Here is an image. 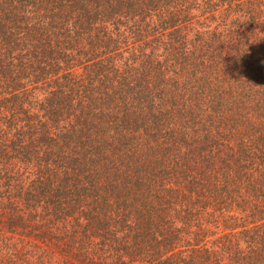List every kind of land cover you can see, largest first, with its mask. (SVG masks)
Instances as JSON below:
<instances>
[{
  "label": "trees",
  "instance_id": "trees-1",
  "mask_svg": "<svg viewBox=\"0 0 264 264\" xmlns=\"http://www.w3.org/2000/svg\"><path fill=\"white\" fill-rule=\"evenodd\" d=\"M0 264H264V0H0Z\"/></svg>",
  "mask_w": 264,
  "mask_h": 264
}]
</instances>
